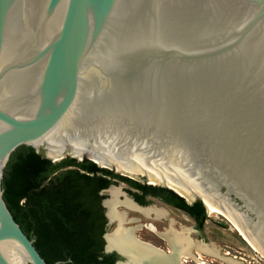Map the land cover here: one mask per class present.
<instances>
[{
	"label": "water",
	"instance_id": "1",
	"mask_svg": "<svg viewBox=\"0 0 264 264\" xmlns=\"http://www.w3.org/2000/svg\"><path fill=\"white\" fill-rule=\"evenodd\" d=\"M64 130L87 147L180 154L264 253V0H0V264H48L2 183L20 146L71 154L48 156ZM107 217L106 252L128 264L107 248L120 226Z\"/></svg>",
	"mask_w": 264,
	"mask_h": 264
},
{
	"label": "trees",
	"instance_id": "2",
	"mask_svg": "<svg viewBox=\"0 0 264 264\" xmlns=\"http://www.w3.org/2000/svg\"><path fill=\"white\" fill-rule=\"evenodd\" d=\"M122 178L90 160L67 157L52 162L33 147L20 146L5 168L3 197L13 217L48 264H115L103 254V216L98 192ZM188 212L199 230L206 220L200 201L166 190Z\"/></svg>",
	"mask_w": 264,
	"mask_h": 264
},
{
	"label": "bare ground",
	"instance_id": "3",
	"mask_svg": "<svg viewBox=\"0 0 264 264\" xmlns=\"http://www.w3.org/2000/svg\"><path fill=\"white\" fill-rule=\"evenodd\" d=\"M66 133L67 132L64 130L62 132L60 131L57 135L53 133L47 137L48 156L50 158L57 160V158L64 154L66 144L70 143L71 155L74 157L81 158L83 153H85L86 156L91 158L94 162H96V164H100L99 166L102 165L101 167H112L119 172H124L132 176L146 177L149 181H151L150 183H163V185L173 189L181 196H187L189 199L192 197V193L198 194L204 199L205 206L210 214H218L226 218L245 239L248 245L259 253L264 254L254 240L250 238L246 229L240 225V219L233 216L232 213L230 214L229 212L223 211L219 206L206 198L200 189L199 184L182 168L184 160H182V156L180 154H175L173 152L156 154L149 151L148 153H151L154 158L165 157L166 160L172 161V165L166 166L163 164L165 167L159 169L158 167L153 166V164L151 165L150 161H148L149 159H144L146 158L144 157L145 155L141 158L137 155L139 159L132 158L137 152L143 151L138 149L135 145L124 146L123 151L117 152L114 151L116 150L115 148L113 150L111 149V141L107 142L102 140V143L99 146L94 145V147H87L81 142L69 141ZM62 135L63 137H61ZM96 151H99L101 154L98 158L95 156ZM147 158L150 157L147 156ZM111 194L112 199L106 203L108 215L112 220H117L120 223V226L110 237H108L107 248L116 249L124 254H127L129 256L128 264H143V262H146V264H178L179 260L184 256L188 257L192 255L194 248H198L202 252L218 256L229 264L239 263L234 258H224L215 247L210 248L207 245L196 244L189 238V236L184 234V231L183 233H178L174 229L167 230L165 233H160V235L167 240L172 252L174 255H177L178 261L162 256V253L164 252L163 250L156 248L155 246L146 243L137 237L135 231L139 228V226L126 228L124 223L128 222V211H139L145 216L154 215L157 218L165 217L167 214L166 211L158 207L139 208L127 198L120 201V197L123 193L119 189H113ZM118 205L123 206L126 211H117L116 206ZM130 221L133 220L130 219Z\"/></svg>",
	"mask_w": 264,
	"mask_h": 264
},
{
	"label": "rangeland",
	"instance_id": "4",
	"mask_svg": "<svg viewBox=\"0 0 264 264\" xmlns=\"http://www.w3.org/2000/svg\"><path fill=\"white\" fill-rule=\"evenodd\" d=\"M114 148L116 149L114 151L117 152L123 151V147L121 146L117 147L116 145H111V149L113 150ZM39 152L43 155L46 154V152L43 150L42 147L39 149ZM142 152L143 151L137 152L136 154H134V157L132 158L139 159L145 155L144 157L146 158L144 157L143 158L147 160L149 159L148 161H150L151 165L153 164V166H156L159 169L165 167L164 165L166 166L172 165V161L166 160L165 157L154 158L151 153L143 152L144 153L143 154ZM137 155L139 156V158ZM147 156L150 158H147ZM67 157L72 158V155L66 152L64 154V158ZM169 161L171 162V164ZM106 169L113 170L115 173L125 175L134 178L140 182H143V177L132 176L124 172H119L116 169H113L112 167H106ZM146 180L149 181L148 179ZM151 184L155 186H164L163 183L160 182H154ZM115 189H119V188H115ZM184 197H185V202L187 204H192V201L187 196ZM149 207H158L160 209L166 210L168 213V219L161 220V218H157L155 216L152 217L144 216L140 214L141 212L135 213L139 211L132 212L127 210L128 222L124 223V226L126 228L139 226V228L136 229L135 231L137 237L140 240L155 246L156 248H159L163 251H168L171 249L169 248L168 242L165 241L166 239L164 238L165 239L164 240L163 237L160 235V233L161 232L165 233L167 230L174 229L178 233H183L184 231V234L189 236V238L193 240L196 244L205 245V246L207 245L210 248H212V246L215 247L216 249L219 250L221 256L227 255L229 257H232L237 262H239L238 264H264V258L260 256L261 253L259 254L258 251L254 250L250 245H248V243L235 229V227L232 224H230V222L221 215L210 214L206 210V220L204 222L203 229L199 230L197 228L196 223L182 211L172 208H167L157 201H154L153 204ZM123 209L124 210H119V211L122 212L126 211L124 207ZM131 217H136L139 220L137 222L130 221V219L131 220L133 219ZM115 227L116 226L113 225L112 229H114ZM193 253H195L198 257L200 256L202 258L203 264H229L224 260H222L221 258H219L218 256H214L212 254L202 252L198 248H194ZM184 258H186L185 259L186 262H184L183 264H198L193 259H188V257L185 256L183 257V259Z\"/></svg>",
	"mask_w": 264,
	"mask_h": 264
},
{
	"label": "flooded vegetation",
	"instance_id": "5",
	"mask_svg": "<svg viewBox=\"0 0 264 264\" xmlns=\"http://www.w3.org/2000/svg\"><path fill=\"white\" fill-rule=\"evenodd\" d=\"M115 174H118V173H115ZM118 175L121 176L122 178H113V179L110 178V184L106 188H103L98 192V196L100 197L99 206H100L101 214L103 216V221H104V223H103V231L104 232L101 234V240L103 241V248H102L103 254H105V255L111 254V253L106 252V249H105L106 242H105L104 235L108 231V222H109L108 217H107L108 208H107L106 203H108V201H110L112 199L111 191L115 188H119L121 190V192L123 193V195H121V197H120V201L127 198V199L131 200L132 203L139 208H148L149 206H151L153 204L154 201H157L167 208H172V209H176V210L184 212L189 218H191L195 222L193 217L188 212L181 209L178 205V201H176L170 195V193H168L166 191V190H170L167 187L155 186V185L151 184L149 181H147L145 178H143V182H140L134 178H131V177H128L125 175H121V174H118ZM120 185H122V186H120ZM116 209H117V211L124 210L123 207L120 205L116 206ZM135 213H140V212H135ZM166 213H167V211H166ZM140 214H142V213H140ZM142 215H144V214H142ZM152 216H154V215H152ZM131 218H133L132 219L133 222H137L139 220L136 217H131ZM167 219H168V213L166 214V217L161 218V220H167ZM117 223H118V221L114 220L113 224L110 227V230H113L112 226L113 225L117 226ZM134 227H136V226H134ZM165 241L167 242V240H165ZM188 259H193L198 264L203 263L202 258L201 257L198 258V256L195 253H193V251H192V255L188 256ZM184 262H185V259L183 260V258H181L179 260L178 264H183Z\"/></svg>",
	"mask_w": 264,
	"mask_h": 264
}]
</instances>
